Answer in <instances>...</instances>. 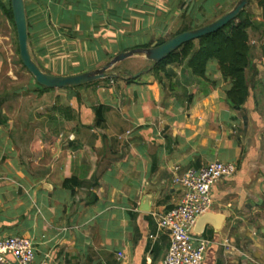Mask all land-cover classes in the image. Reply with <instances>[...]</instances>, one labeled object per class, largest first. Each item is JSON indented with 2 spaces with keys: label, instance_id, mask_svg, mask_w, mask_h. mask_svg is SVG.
<instances>
[{
  "label": "crops",
  "instance_id": "0c3cea01",
  "mask_svg": "<svg viewBox=\"0 0 264 264\" xmlns=\"http://www.w3.org/2000/svg\"><path fill=\"white\" fill-rule=\"evenodd\" d=\"M135 1L25 0L32 54L51 74L45 59L60 53L72 75L98 69L164 35L192 0ZM226 4L214 0L209 15ZM251 43L255 77L242 111L225 101L215 61L209 74L220 85L208 95L198 80L185 86L176 65L167 68L173 93L149 71L82 87L81 100L79 88L40 94L32 81L0 95V238H31L36 264H164L171 237L159 219L184 193L174 177L221 161L237 173L213 187L212 216L197 222L209 242L203 264H264V37Z\"/></svg>",
  "mask_w": 264,
  "mask_h": 264
},
{
  "label": "trees",
  "instance_id": "16d2710c",
  "mask_svg": "<svg viewBox=\"0 0 264 264\" xmlns=\"http://www.w3.org/2000/svg\"><path fill=\"white\" fill-rule=\"evenodd\" d=\"M132 2L136 1L132 0ZM213 4L214 0H197L194 10L188 16L187 13L191 5L190 2L183 12L181 26L174 33L168 37L162 35L160 38L152 40L148 44L137 46L133 49L151 48L155 42L158 43V45H162L179 34L199 29L213 23L227 14L234 7L230 6L228 10H220L219 18L214 21H208L206 16L210 13L211 7H214ZM259 4L263 7L264 0H259ZM248 6L235 21L231 22L220 31L185 44L167 59L155 65L151 72L155 75L156 80L162 86V89L171 93L179 91L178 83L167 71L169 66L176 65L182 68L185 86H193L194 81L198 80L201 83V91L205 95H208L211 88H218L220 85V81L214 80L209 74V65L211 62L215 61L218 64L222 80L228 84V88H226L224 92L225 101L232 110L242 111L250 97L251 84L255 77V70L252 65L253 45L251 43V37L252 34L257 33L264 37V22L257 20L254 14L249 10ZM0 13L13 25L17 32L11 0H0ZM28 28L29 43L31 47L33 39L31 36L29 21ZM17 52L20 56L19 48ZM19 62L23 69L27 70L21 59ZM115 69L113 71H115ZM42 70L45 71L43 68ZM121 75L122 77L119 79L108 81L124 80L126 83L137 81L130 77L131 74L126 73L125 75L127 77L124 76L123 73H121ZM34 82L37 87L36 92L40 94L53 91L52 89L40 86L35 79ZM97 83L87 86H93ZM76 89L78 88H69L67 90L73 91ZM192 98L193 97H191L190 100ZM100 125L101 120L97 121L96 127L99 128ZM70 182L71 180H66L64 185H67Z\"/></svg>",
  "mask_w": 264,
  "mask_h": 264
},
{
  "label": "built area",
  "instance_id": "2783aa9c",
  "mask_svg": "<svg viewBox=\"0 0 264 264\" xmlns=\"http://www.w3.org/2000/svg\"><path fill=\"white\" fill-rule=\"evenodd\" d=\"M236 173V165L216 161L174 177L173 184L184 193L179 205L159 219V229L171 237L164 264H203L209 242L196 234L197 222L213 208V187ZM36 253L31 238H0V264H36Z\"/></svg>",
  "mask_w": 264,
  "mask_h": 264
},
{
  "label": "water",
  "instance_id": "95a60500",
  "mask_svg": "<svg viewBox=\"0 0 264 264\" xmlns=\"http://www.w3.org/2000/svg\"><path fill=\"white\" fill-rule=\"evenodd\" d=\"M196 1L197 0L191 1V5L187 13L188 16L194 10ZM250 1L251 0H238L232 10H230L227 14L214 21L213 23L201 27L199 29L179 34L162 45L154 43L151 48H138L123 52L115 56L109 63H107L104 67L100 69L71 76H56L42 70L39 64L35 61L30 48L29 28L25 0H11V6L18 35L20 59L24 67L27 69L29 74L32 75V77L36 80L37 84L47 89L58 90L85 87L87 85L97 83L102 80L119 79L122 77L121 73H114L113 70L121 63L130 60L136 56L143 55L149 62L152 63V65L147 71H143L136 75H130L132 79L136 80L140 78L143 74L152 71L155 65L167 59L170 55L175 53L185 44L194 40L201 39L205 36L214 34L226 27L231 22L235 21L238 16L244 11V9L250 4ZM148 205L149 203H147V207L145 209L142 208L141 211L149 212L150 209ZM206 215H204L205 217L202 216L205 218L204 221L210 218L209 216H212L211 214H208L207 216Z\"/></svg>",
  "mask_w": 264,
  "mask_h": 264
},
{
  "label": "rangeland",
  "instance_id": "374dc122",
  "mask_svg": "<svg viewBox=\"0 0 264 264\" xmlns=\"http://www.w3.org/2000/svg\"><path fill=\"white\" fill-rule=\"evenodd\" d=\"M173 1H176V0H173ZM226 1H227L226 5H223V6L219 5L218 7L214 8V11H213L214 13H211L210 15L208 13V15L206 16V19L208 18L207 19L208 21L216 20L217 18L220 17L219 16L220 10H228L230 8V6H235L236 3L238 2V0H234V1L233 0H226ZM248 7H249V10L254 14L256 19L264 20V6L262 7V5L259 4V0H251ZM211 8H213V7H211ZM181 20H182V18H179V16L177 18L176 17L170 18L171 23L169 25V28L165 31L164 36L168 37L169 35L174 33L178 29V27L181 26V22H182ZM161 36L162 35H160L158 33L156 35V37H153V39L156 40V39L160 38ZM18 48H19V45H18L17 32L15 31L13 25L8 20H6L3 17V15L0 13V95H4L7 93V94H9L8 95L9 97L16 96L15 95L16 90L24 88L25 86H27L30 83V81H32L31 83L34 82V78L32 77V75H30L29 72H27V70L23 69L22 65L19 62L20 56L17 52ZM59 55H60L62 60H55V61L49 62L50 59H53V58L49 57V58L45 59V61L48 60V63H46V64L49 65L50 70L52 72H54V73H52L53 75L71 76L72 75L71 70L66 69V63H60L64 60V57H66V54L60 53ZM115 56H117V55H115ZM114 57L110 58L108 63ZM35 58L36 57H34V59ZM70 59H72V57ZM35 61L37 62L36 59H35ZM57 62H59L60 64H58ZM106 64L107 63H104V64L101 63L98 69L104 67ZM151 65H152V63L149 62L145 56L139 55V56H136V57L128 60L127 62L120 64L119 66L116 67L115 71H113V72L114 73H123L124 76H126L125 75L126 73L131 74V75H136L142 71L150 69ZM39 66H40V64H39ZM95 70H97V69H95ZM92 71H94V70H92ZM62 72L64 75H59V74H62ZM182 78H183V75H182ZM84 90H86V89L85 88L83 89L82 87H79V90H76V91H78L77 93H78V99L79 100L82 99L81 97L86 96V93L83 92ZM27 95L29 96V92L27 93ZM13 99H15V98H13ZM9 111L11 112L12 115H15L16 112L18 111V104L10 101ZM13 127H14L13 131H15L18 128L17 123H14ZM32 127L35 128V125L32 124L30 126V128H32ZM28 134L31 138L32 136L30 135L31 134L30 131L28 132ZM27 137H28V135L25 136V138H27ZM23 155L27 158V160L28 159L31 160V159H33V157H35L34 155H32L31 150H26V149H23Z\"/></svg>",
  "mask_w": 264,
  "mask_h": 264
}]
</instances>
